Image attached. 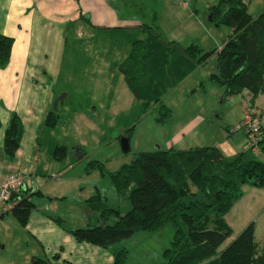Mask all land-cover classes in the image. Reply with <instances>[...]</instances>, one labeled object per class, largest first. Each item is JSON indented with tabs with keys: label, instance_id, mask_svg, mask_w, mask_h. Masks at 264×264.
Returning a JSON list of instances; mask_svg holds the SVG:
<instances>
[{
	"label": "crops",
	"instance_id": "crops-1",
	"mask_svg": "<svg viewBox=\"0 0 264 264\" xmlns=\"http://www.w3.org/2000/svg\"><path fill=\"white\" fill-rule=\"evenodd\" d=\"M145 1L140 4L145 5ZM241 1L251 18L257 17L264 8V0ZM216 2L160 0L162 10H146L143 6L140 11L147 20H140L131 14L135 4L139 5L133 0H0V35L13 40L9 62L0 69V186L9 174L18 173L23 179V189L33 194L31 202L34 205L23 228L11 216L10 209H5L0 202V241L11 239L14 244L24 246L20 252L22 259L13 264H113L111 252L124 248L121 243L101 249L77 243L71 236L72 231L88 226L82 211L69 204L68 193L72 192V197H76L79 204H84L89 196L83 194L82 182L88 180L95 170L87 174L85 165L81 173L72 174L77 166H82L84 158L81 157L74 165L67 143L60 140L61 145H58V134L66 138L74 116L92 127L94 133H101L93 124L97 119L89 118L92 115L99 118L105 110L102 106L106 104L109 107L115 103L116 86L122 90L126 85L121 67L130 55L133 43L145 38L143 25L155 28L160 40L171 41L180 48L192 43H201V46L209 43V46H202L205 52L211 47L220 50L229 34L226 38L208 34L201 40L191 31L193 26L202 28L198 9L208 12ZM170 24L174 27L185 25L187 32L190 30L184 42L179 36L165 32L163 27ZM205 25L214 26L209 21ZM78 57L81 58L79 73L74 65ZM211 59L216 61L215 57ZM201 66L183 80L194 75ZM76 74L78 78H75ZM244 95L250 97L246 91L228 97L227 108H235ZM58 97L63 98L56 105V126L48 130L44 123ZM71 99L79 100L83 107L72 115L67 102ZM263 101L264 94L256 96L254 105L250 104L253 99L246 101L247 107L254 108L259 114L256 119L262 126ZM246 108H243L240 122L248 110ZM12 113L19 117L23 134L15 157L10 161L3 151V138ZM261 139L264 140V133ZM59 146L65 152L60 160H55L53 152ZM205 147H215L220 152L216 145ZM78 153L82 151L78 150ZM95 192L91 193L95 195ZM68 212L75 215L69 224L66 219ZM253 226L257 244L255 224Z\"/></svg>",
	"mask_w": 264,
	"mask_h": 264
},
{
	"label": "trees",
	"instance_id": "trees-1",
	"mask_svg": "<svg viewBox=\"0 0 264 264\" xmlns=\"http://www.w3.org/2000/svg\"><path fill=\"white\" fill-rule=\"evenodd\" d=\"M208 13L211 24L231 30L220 50L213 47L205 52L197 43L180 48L173 42L160 40L152 27L143 25L148 31L145 38L133 43L123 62L121 72L134 98L142 103L144 111L156 105L157 124H165L171 117L163 104L168 90L212 57L216 58V71L209 80L214 87L223 89L224 98L243 91L252 97L264 94V8L251 18L241 0H217ZM12 45L11 38L0 35V69L7 66ZM140 77L146 82L144 88L140 86ZM56 122L53 110L44 126L52 130ZM131 131L124 132L127 139ZM22 134L21 121L12 113L3 138V151L10 161ZM262 144L264 140L260 138L261 149ZM64 152L65 149L57 147L53 158L60 160ZM251 155L248 147L232 158H225L215 147L138 153L129 164L107 174L113 191L130 204L129 211L122 214L109 207L97 193L84 205L97 213L96 221H103L104 225L96 222L72 231L71 236L77 243L108 249L135 234L153 233L171 225L172 241L162 252L160 264H264V249L260 254L257 251L253 223L222 251H217L229 237L224 216L242 196L241 187H264V161ZM94 170L106 175L100 162L89 161L86 173ZM32 196L22 189L10 197V214L23 228L34 209ZM111 254L113 264H125L124 248L114 249Z\"/></svg>",
	"mask_w": 264,
	"mask_h": 264
},
{
	"label": "rangeland",
	"instance_id": "rangeland-1",
	"mask_svg": "<svg viewBox=\"0 0 264 264\" xmlns=\"http://www.w3.org/2000/svg\"><path fill=\"white\" fill-rule=\"evenodd\" d=\"M133 2L139 3V5L135 4V9H132L131 14L140 20H147L140 11L143 6L146 10H162L160 0H152L151 2L146 0V6L143 5V0H133ZM140 2L143 4H140ZM197 12L202 28L198 29V26H193L191 31L193 30L194 35H199L201 40L208 37V34L216 35L219 38L222 36L226 38L227 34L230 35L231 30L226 26L214 25L218 27V29H215L214 26L205 25L208 21L210 23V16L207 11L198 9ZM172 25L163 27L165 32L179 36L184 42L190 30L187 32L185 25L176 27ZM152 30L156 33L155 28L152 27ZM143 32L146 35L148 31L143 29ZM151 35H153L152 32ZM181 40L179 39V41ZM219 42L218 40L216 43L218 44ZM207 44L209 43H203L202 46H209ZM199 46L202 48L201 43ZM210 46H212L211 43ZM74 65L75 71L79 73L81 70V58L78 57ZM215 71L216 61L211 59L197 69L194 75L183 80L175 89L168 90L163 98V104L170 111L171 117L165 124H157L155 122L157 117L156 105H150L144 111L142 103L132 96L126 83V85L123 84L122 90L116 86V101L113 105L108 107L105 104L102 106L101 108L105 110L100 113L99 118L96 115H92L89 118L91 120L97 119L96 122L93 121V124L101 131L100 134L94 133L92 127L79 122L77 117L74 116L69 123L66 138H63L59 133L57 139L58 145H61L60 140L67 143L68 151L71 154V162L74 165L79 162L81 157L84 158L82 166H77L72 174L81 173L86 163L92 160L101 162L106 173L103 176L98 170H95L88 180H84L82 182L83 194L90 198L94 196L91 192L95 190V195L97 193L100 194L109 207L118 209L124 214L129 211L130 204L124 197L117 195L113 191L107 174L113 173L121 166L129 164L138 153L169 149L187 151L205 147L206 145H216L225 158H232L247 149L245 136L237 130L241 123L243 108L248 106L246 101L251 98L253 102L250 104L254 105L256 96L253 98L248 94L250 97L246 98L244 95L235 108H227L226 101L228 97L224 98L222 96L223 89L214 87L209 80L210 75L215 73ZM75 78H78L77 74ZM139 80L142 81L141 88L146 87L145 80L141 77ZM126 94L128 98L125 97ZM67 102L71 109L70 115L83 108L81 106L82 102L77 99H71ZM98 108L97 106L96 109ZM60 110L61 107L59 106L58 111L60 112ZM254 111L255 117L259 115L256 114L255 109ZM257 121L261 128L262 136L264 133V120L263 126L259 119ZM129 129H132V131L128 138V151L125 153L121 149L120 138L125 137L124 132ZM262 146V151L257 154L253 153L251 156L264 161V144ZM78 150L82 151V153H78ZM191 190L193 191L194 189L191 187ZM241 192L242 196L240 199L233 204L229 212L224 216L228 223L230 234L217 251H222L238 236L246 224L248 225L252 222L255 224L256 245L260 254L261 249L264 248V187L257 189L243 186L241 187ZM68 194L69 204L78 207L82 211L84 214L83 219L87 226L96 222L104 225L103 221H96L97 213L93 214L84 204H79L77 198L72 197L74 195L72 192ZM78 209L75 208V211H78ZM73 216H75L73 213H67V224L74 221ZM108 223L111 224L112 219ZM172 237L173 227L166 225L156 232L138 233L122 241L120 246L122 245L127 251L125 264H160L162 252L170 246ZM22 247L14 244L11 239L0 241V264H13L20 261L22 259L20 255Z\"/></svg>",
	"mask_w": 264,
	"mask_h": 264
},
{
	"label": "built area",
	"instance_id": "built-area-1",
	"mask_svg": "<svg viewBox=\"0 0 264 264\" xmlns=\"http://www.w3.org/2000/svg\"><path fill=\"white\" fill-rule=\"evenodd\" d=\"M237 131L242 132L246 138L247 147L252 153L260 152L258 142L261 138V128L255 117V111L249 107ZM23 189V179L18 173L9 174L0 186V202L5 205V209H10V197Z\"/></svg>",
	"mask_w": 264,
	"mask_h": 264
},
{
	"label": "water",
	"instance_id": "water-1",
	"mask_svg": "<svg viewBox=\"0 0 264 264\" xmlns=\"http://www.w3.org/2000/svg\"><path fill=\"white\" fill-rule=\"evenodd\" d=\"M63 97H58L54 102H53V110L56 109V105L58 103V101L62 100ZM120 144H121V149L123 152H127L128 151V139L126 137H122L120 138Z\"/></svg>",
	"mask_w": 264,
	"mask_h": 264
}]
</instances>
